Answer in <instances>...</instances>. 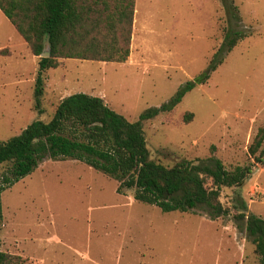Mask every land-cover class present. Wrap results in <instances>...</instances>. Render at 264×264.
<instances>
[{"label": "rangeland", "instance_id": "1", "mask_svg": "<svg viewBox=\"0 0 264 264\" xmlns=\"http://www.w3.org/2000/svg\"><path fill=\"white\" fill-rule=\"evenodd\" d=\"M221 1L135 0L127 61L59 60L42 74L41 115L33 97L38 58L2 16L0 142L35 120L48 122L72 94L99 97L135 122L196 81L173 110L143 123L151 158L172 166L213 154L227 170L252 162L248 147L264 127V0ZM224 8L228 25L249 37L197 82L222 42ZM9 168L0 166V186ZM116 186L77 161L45 160L0 194V251L22 264H258L232 210L216 220L204 210L164 214L117 195ZM236 196L264 219V167L239 188L222 189L221 202L231 208Z\"/></svg>", "mask_w": 264, "mask_h": 264}, {"label": "trees", "instance_id": "2", "mask_svg": "<svg viewBox=\"0 0 264 264\" xmlns=\"http://www.w3.org/2000/svg\"><path fill=\"white\" fill-rule=\"evenodd\" d=\"M221 3H227L224 0ZM135 0H0V11L38 58L34 107L42 114L43 72L59 67L61 59L125 63L130 56ZM212 55L205 83L224 55L249 37L228 25ZM48 53L47 57H41ZM187 82L158 108L145 110L135 122L110 109L99 97L76 93L63 98L48 122L35 120L18 136L0 142V166L10 165L2 176L0 194L31 174L45 160L82 163L116 182V194H131L135 202L162 213L197 214L211 220L232 218L253 245L258 264H264V219L247 213L236 196L231 208L221 202L222 189L239 188L256 165L264 167V127L248 147L253 160L227 170L220 159L180 160L172 166L154 161L146 145L143 123L173 110L196 85ZM190 114H186L187 122ZM211 152L213 147H211ZM1 212V209H0ZM0 264H22V258L0 251Z\"/></svg>", "mask_w": 264, "mask_h": 264}, {"label": "crops", "instance_id": "3", "mask_svg": "<svg viewBox=\"0 0 264 264\" xmlns=\"http://www.w3.org/2000/svg\"><path fill=\"white\" fill-rule=\"evenodd\" d=\"M2 16H4V14L0 11V18H2ZM6 18V17H5ZM7 19V18H6ZM8 20V19H7ZM9 22V20H8ZM10 23V22H9ZM11 24V23H10ZM12 25V24H11ZM12 27L14 28V26L12 25ZM15 29V28H14ZM16 31V30H15ZM17 32V31H16ZM19 35V34H18ZM20 36V35H19ZM22 39V38H21Z\"/></svg>", "mask_w": 264, "mask_h": 264}, {"label": "water", "instance_id": "4", "mask_svg": "<svg viewBox=\"0 0 264 264\" xmlns=\"http://www.w3.org/2000/svg\"><path fill=\"white\" fill-rule=\"evenodd\" d=\"M48 53L42 54L41 57H47Z\"/></svg>", "mask_w": 264, "mask_h": 264}]
</instances>
